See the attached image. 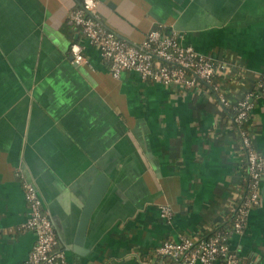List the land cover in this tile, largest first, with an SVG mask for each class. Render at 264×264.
<instances>
[{"label":"crops","instance_id":"crops-1","mask_svg":"<svg viewBox=\"0 0 264 264\" xmlns=\"http://www.w3.org/2000/svg\"><path fill=\"white\" fill-rule=\"evenodd\" d=\"M76 0H0V264H24L35 233L23 182L35 184L68 264H144L164 239L223 222L241 195L243 159L208 90L175 89L132 70L114 77L98 48L68 22ZM100 19L141 41L159 27L223 62L215 80L264 152V0H96ZM72 42L85 60L75 62ZM104 190L76 243L96 180ZM260 202L228 246L264 264ZM170 208L169 218L161 211ZM194 264H200L195 262Z\"/></svg>","mask_w":264,"mask_h":264},{"label":"built area","instance_id":"built-area-1","mask_svg":"<svg viewBox=\"0 0 264 264\" xmlns=\"http://www.w3.org/2000/svg\"><path fill=\"white\" fill-rule=\"evenodd\" d=\"M68 22L77 26L82 34L94 44L101 57L107 62L109 71L119 77L125 70L137 72L142 78L159 81L175 89L216 91L217 98L226 102L223 90L213 84V76L223 62L197 51L192 45L182 43L174 32L162 33L159 27L147 31L141 41L135 42L119 35L98 16L96 0H79L68 13ZM70 51L75 62L85 60L82 46L72 42ZM264 73V72H262ZM261 74V73H260ZM264 88V85H261ZM208 90V91H209ZM252 102L249 94L234 103L233 120L240 123L247 118ZM247 149L248 192L234 206V232L242 231L248 211L260 202V182L264 171V152L258 151L247 133L241 131ZM27 216L22 227L35 233V241L24 260V264H68L63 250L57 248V238L51 218L43 209L42 200L34 183L23 182ZM168 218L170 208L161 207ZM255 264L243 260L229 248L227 239L220 231L208 236L197 234L181 235L176 239H164L154 254L144 264Z\"/></svg>","mask_w":264,"mask_h":264},{"label":"trees","instance_id":"trees-1","mask_svg":"<svg viewBox=\"0 0 264 264\" xmlns=\"http://www.w3.org/2000/svg\"><path fill=\"white\" fill-rule=\"evenodd\" d=\"M77 2H79V0H76V3ZM69 24H71V23H69ZM71 25H73V24H71ZM214 77H215V75L213 76V82H214L213 84H216L218 86V90L221 91L222 88L220 87V85L218 84V82L215 80ZM261 85H264V73H261L259 75L258 82H257L258 90H260L261 93H264V88H262ZM208 86H210V85L209 84H207V85L202 84V87L204 89H206V87H208ZM209 92H211L214 95L216 101L221 105L222 112L224 113V116L227 117V120L233 129L235 139H236L237 149L240 150V153L242 155L244 178H243L242 184H241V195L237 200V202H240L242 195L248 192L247 191L248 190L247 175H246L247 149L243 143L241 131L244 130L250 138V132L248 129V116L249 115L247 116L246 119H244L240 123H237L236 121L233 120V117L235 116V113H236L234 104L231 103V101L228 98H227L226 102L220 101L216 96V91L209 90ZM249 101H251L250 98H249ZM250 143L253 145L251 138H250ZM233 215H234V209L228 213V215L224 218L223 222L212 225L209 229H207L203 233L197 234V235L208 236V235L213 234L217 231H220L223 234V236L228 240L229 235L235 231L234 226H233ZM244 226H245V224H244ZM154 252H155V248H153L151 251L147 252L146 255L139 256L138 257L139 261H141L143 263L148 261L150 259V257L154 254Z\"/></svg>","mask_w":264,"mask_h":264},{"label":"water","instance_id":"water-1","mask_svg":"<svg viewBox=\"0 0 264 264\" xmlns=\"http://www.w3.org/2000/svg\"><path fill=\"white\" fill-rule=\"evenodd\" d=\"M101 179H103L102 176H100V178H98L96 180V183L92 186V189L90 190V193L88 195V199L82 210V215H81V219H80V223L78 226V230L76 233V239H75V242L77 244L82 242L84 235H85L87 221H88L90 212L93 209V207L96 205L97 201L100 199L102 195V191L104 190V186L102 184ZM262 193L264 196V188H263Z\"/></svg>","mask_w":264,"mask_h":264}]
</instances>
